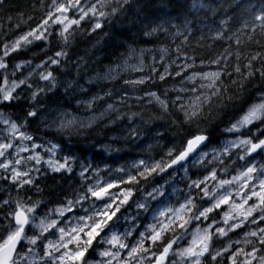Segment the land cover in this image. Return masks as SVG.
Wrapping results in <instances>:
<instances>
[{
    "label": "clouds",
    "instance_id": "1",
    "mask_svg": "<svg viewBox=\"0 0 264 264\" xmlns=\"http://www.w3.org/2000/svg\"><path fill=\"white\" fill-rule=\"evenodd\" d=\"M0 264H264V0H0Z\"/></svg>",
    "mask_w": 264,
    "mask_h": 264
}]
</instances>
